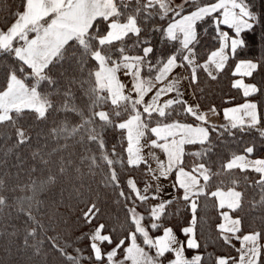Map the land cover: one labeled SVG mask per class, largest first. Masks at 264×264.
<instances>
[{
	"label": "trees",
	"instance_id": "1",
	"mask_svg": "<svg viewBox=\"0 0 264 264\" xmlns=\"http://www.w3.org/2000/svg\"><path fill=\"white\" fill-rule=\"evenodd\" d=\"M217 1L194 0L177 12L164 13L147 0H115L114 15L95 19L83 36L67 41L39 78L12 49L0 47V92L14 77L34 88L45 106L43 115L17 110L0 122V264H109L93 253L91 233L97 227L109 237L101 244L103 253L118 246V255L131 237L155 257L154 237L164 228L181 235L191 222L188 202L177 196L164 206L158 220L152 219L153 200L141 199L129 184L146 185L148 167L130 162L127 132L121 126L139 116L148 135L156 125L197 121L180 102L161 115L147 114L129 99L113 102L99 86L96 56L107 64L140 57L141 76L151 79L169 58L182 61L178 43L166 36L168 25ZM242 1L255 21L241 32L240 46L215 78L198 68L190 82L200 110L214 108L220 115L224 108L249 99L256 103L260 119L258 124L207 125L203 143L183 147L180 166L206 174L193 221L202 255L199 264H217L219 256L231 264L238 255L218 228L217 191L232 192L237 198L230 214L239 221L238 235L256 234L264 244V172L226 168L238 155L264 158V0ZM26 2L0 0V31L23 13ZM129 19L136 32L103 42L111 21ZM215 19L216 15L206 16L196 23L193 51L199 64L219 47ZM238 61L257 63L246 78L258 88L253 96L245 98L231 85ZM160 258L164 261L169 254ZM256 264H264V254Z\"/></svg>",
	"mask_w": 264,
	"mask_h": 264
},
{
	"label": "crops",
	"instance_id": "2",
	"mask_svg": "<svg viewBox=\"0 0 264 264\" xmlns=\"http://www.w3.org/2000/svg\"><path fill=\"white\" fill-rule=\"evenodd\" d=\"M115 0H27L25 18L31 26L40 24L39 31L30 43L39 47L51 44L44 40L50 38L55 45L51 56L67 41L83 36L97 18L108 19L115 13ZM194 0H147L159 5L164 13L177 12L184 4ZM216 15L219 47L208 57L198 63L193 51L196 41V23L206 16ZM238 18V19H235ZM255 17L250 15L242 0H219L214 4L194 9L180 16L166 28V36L176 41L183 51L182 61L173 56L161 67L151 79L141 76L140 57H128L115 63L107 64L99 56V68L96 73L99 84L108 91L113 102L129 99L139 104L147 114L161 115L175 103H183L187 112L197 121L195 124L171 123L156 125L148 129L139 116L132 117L125 123L128 138L129 159L134 165L143 163L148 167L149 179L142 188L140 198L153 200L151 205L152 219L158 220L164 206L180 196L188 202L192 216L189 225L181 229L178 235L171 228H164L161 234L154 237L155 257L132 237L118 255V246L103 253L102 242H109V237L102 234L99 253L93 248L96 259L105 257L109 264H199L202 259L197 251L193 221L196 208L195 200L204 193L203 181L206 174H193L180 166L183 147L188 144L203 143L207 136L206 126L224 123L243 125L258 124L259 110L253 100L226 107L219 115L212 108L200 110L191 91L190 82L196 79V71L201 68L209 78H215L224 68L227 59L240 46L241 32L248 30ZM231 25V26H230ZM34 26V27H35ZM129 32H136L132 19L125 23L111 21L103 42L120 39ZM149 49L145 50V55ZM29 53V50H28ZM27 53V55H28ZM50 56V57H51ZM49 57V58H50ZM45 66V65H44ZM253 61H238L233 69V88L238 89L247 98L257 93L255 84L246 81L256 69ZM226 168L249 169L264 172V158H249L238 155L226 163ZM217 204L221 208L219 231L223 240L235 247L237 258L231 264H256L260 254H264V244L256 234L239 236L240 224L230 214L236 205L237 198L232 192L217 191ZM169 254L162 261L160 257ZM223 256L217 258V264H226Z\"/></svg>",
	"mask_w": 264,
	"mask_h": 264
},
{
	"label": "rangeland",
	"instance_id": "3",
	"mask_svg": "<svg viewBox=\"0 0 264 264\" xmlns=\"http://www.w3.org/2000/svg\"><path fill=\"white\" fill-rule=\"evenodd\" d=\"M26 10V7H25ZM25 10L20 14L17 19L11 24L8 29L0 31V47L12 49L16 57L27 67L31 69L32 75L39 78L42 75L44 68L49 64L51 59L58 53L60 48L51 56L55 45H52L50 38L44 36V40L49 42V45L41 44L40 52L38 46L30 48V43L35 36L36 31L40 30V24L31 26L27 18H25ZM80 37V36H79ZM29 50V53H28ZM28 53V55H27ZM51 56V57H50ZM50 57V58H49ZM97 61H100L99 55L96 56ZM45 65V66H44ZM99 86H101L99 84ZM102 87V86H101ZM43 100L36 93L35 89L26 86L21 80L12 77L5 89L0 92V122L7 119L9 114L17 110H34L38 115L44 113ZM103 116V115H101ZM125 130V124H122ZM129 148V146H128ZM130 151V150H129ZM133 191L142 196V187H137L134 182L129 183ZM100 227H97L91 233L92 249L99 253V244L102 241V234ZM107 235V234H104ZM108 236V235H107ZM155 251V249H154Z\"/></svg>",
	"mask_w": 264,
	"mask_h": 264
},
{
	"label": "snow or ice",
	"instance_id": "4",
	"mask_svg": "<svg viewBox=\"0 0 264 264\" xmlns=\"http://www.w3.org/2000/svg\"><path fill=\"white\" fill-rule=\"evenodd\" d=\"M235 19H238V18H235V17H234V20H235ZM230 26H231V25H230Z\"/></svg>",
	"mask_w": 264,
	"mask_h": 264
},
{
	"label": "built area",
	"instance_id": "5",
	"mask_svg": "<svg viewBox=\"0 0 264 264\" xmlns=\"http://www.w3.org/2000/svg\"><path fill=\"white\" fill-rule=\"evenodd\" d=\"M236 1H238V0H236Z\"/></svg>",
	"mask_w": 264,
	"mask_h": 264
}]
</instances>
